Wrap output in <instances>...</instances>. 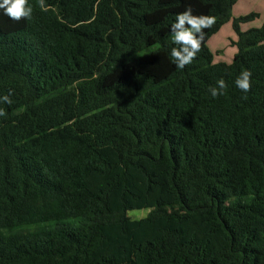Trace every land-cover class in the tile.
Listing matches in <instances>:
<instances>
[{"label":"trees","instance_id":"trees-1","mask_svg":"<svg viewBox=\"0 0 264 264\" xmlns=\"http://www.w3.org/2000/svg\"><path fill=\"white\" fill-rule=\"evenodd\" d=\"M239 1L0 10V264H264V23L241 31L258 14L233 17ZM188 7L216 23L178 70L170 26ZM227 23L236 53L215 63Z\"/></svg>","mask_w":264,"mask_h":264},{"label":"clouds","instance_id":"clouds-1","mask_svg":"<svg viewBox=\"0 0 264 264\" xmlns=\"http://www.w3.org/2000/svg\"><path fill=\"white\" fill-rule=\"evenodd\" d=\"M34 7L42 11L48 9L46 0H36L35 6L29 4V0H0V10L10 19L19 22L20 20L31 19ZM216 18L209 15H195L191 7L175 16L170 26L172 46L170 56L172 63L178 70H183L190 65L197 54L201 51L205 39V30L215 25ZM235 86L244 93L251 90L252 73L250 70H242L235 79ZM228 85L223 78L216 81V85L209 88L213 98L225 95ZM12 92L0 97V103L11 105L13 103ZM7 113L0 108V117H6Z\"/></svg>","mask_w":264,"mask_h":264},{"label":"rangeland","instance_id":"rangeland-1","mask_svg":"<svg viewBox=\"0 0 264 264\" xmlns=\"http://www.w3.org/2000/svg\"><path fill=\"white\" fill-rule=\"evenodd\" d=\"M257 13L258 18L253 22L241 25V30L246 28H258L264 23V0H241L234 8V17ZM237 37L234 34L231 25L223 26L221 30L213 35L208 42V47L214 55V62L230 63L236 53V48L233 42H236ZM149 210H134L128 212V217L131 220H140L148 214ZM47 226L24 227L19 230L20 234H27L34 231H40Z\"/></svg>","mask_w":264,"mask_h":264},{"label":"crops","instance_id":"crops-1","mask_svg":"<svg viewBox=\"0 0 264 264\" xmlns=\"http://www.w3.org/2000/svg\"><path fill=\"white\" fill-rule=\"evenodd\" d=\"M239 2H240V1H239ZM236 5H237V4H236ZM236 5H235V6H236ZM234 8H235V7H234ZM233 11H234V9H233ZM233 17H234V15H233ZM229 24H230V23H227V24H225L224 26H226V25L228 26ZM230 25H231V24H230ZM222 27H223V26H222ZM250 27H251V26H250ZM250 27L246 28L245 30L249 29ZM241 29H242V28H241ZM220 30H221V29H220ZM220 30H219V31H220ZM245 30H241V31H245Z\"/></svg>","mask_w":264,"mask_h":264}]
</instances>
